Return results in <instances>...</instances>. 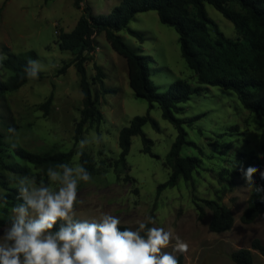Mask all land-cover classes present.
I'll list each match as a JSON object with an SVG mask.
<instances>
[{
    "label": "rangeland",
    "instance_id": "obj_1",
    "mask_svg": "<svg viewBox=\"0 0 264 264\" xmlns=\"http://www.w3.org/2000/svg\"><path fill=\"white\" fill-rule=\"evenodd\" d=\"M76 1L0 0V56H5V47L17 55L34 51L36 60L42 65L40 72L44 74L42 80H31L0 99V132L6 135L4 157L7 163L24 164L14 156L13 143L15 147L39 154L75 149L76 155L69 164L80 163L74 136L75 126L81 118L83 92L80 75L72 65L74 56L60 49L58 33L72 31L87 6L94 15L106 17L122 0H81L80 8ZM206 10L227 38H238L230 20L210 4H206ZM130 28L143 33L145 40L141 42L127 31H121L119 35L137 54L150 56V80L158 86L159 93H166L177 80L199 86L195 73L182 57L179 35L173 27L160 22L156 11L137 14ZM97 40L98 48L86 64L87 74L92 80L96 75L94 65L103 67L105 86L113 92L104 95L98 82L92 81L91 88L98 97L104 120L98 128L95 124L87 125L83 139L102 137V140L89 144L83 152L93 157L99 171L91 175L90 181L78 183L76 219L91 221L108 213L118 217L120 225L135 230L138 222H147L152 217L155 220L153 227L171 230L174 236L188 243L189 250L183 254L173 252L175 240L162 249L174 256L183 255L185 264H235L230 258L234 251L250 249L255 239L264 244V214L250 225L240 220L248 206L252 187L243 177H232V174L226 173L225 177V180H232V185L219 179L221 172L231 170L232 162L240 152L255 154L264 169V158H261L264 157V118L246 110L233 91L204 86L202 92L182 104L184 110L176 114L181 119L199 117L184 125L187 140L194 145L184 146L181 151L182 157L202 160L194 174L195 187L181 180L177 186L159 193V185L170 177L171 169L164 163L178 131L163 118L158 104L149 110L148 102L135 96L129 84L127 62L112 49L105 35H99ZM65 64L71 66L59 74ZM2 76L6 81L10 73L3 69ZM51 94L54 100L46 116L41 105ZM147 113L160 127L158 131L148 123L143 128L154 143V156L143 152L142 137L135 136L127 157L129 170L117 174L111 166L121 153L119 134L135 117ZM9 127L17 130V138L11 137ZM36 173L31 168V176ZM0 175L13 187H17V179L21 177L1 168ZM0 193L4 191L0 189ZM217 198L235 217L232 229L224 233L210 230V209L206 208L200 219L202 201ZM6 229L0 230V239ZM253 254L255 264H264V257L258 251L253 250Z\"/></svg>",
    "mask_w": 264,
    "mask_h": 264
},
{
    "label": "trees",
    "instance_id": "obj_2",
    "mask_svg": "<svg viewBox=\"0 0 264 264\" xmlns=\"http://www.w3.org/2000/svg\"><path fill=\"white\" fill-rule=\"evenodd\" d=\"M81 0L76 1L80 8ZM206 4L212 5L223 16L230 20L236 29L238 38L229 39L219 29L218 25L209 17ZM156 11L162 24L173 27L179 35L182 57L187 66L195 73L198 87H193L184 80H177L170 85L166 93H159L158 86L150 80L149 63L150 56L137 54L131 49L119 35L121 31H127L130 35L143 42V33L130 28L133 18L139 13ZM105 35L112 49L123 57L128 66L129 84L137 98L148 102L149 110L156 104L162 110L163 118L172 123L178 131V136L164 165L171 169L169 180L159 185L158 192L167 188H173L184 180L190 186L194 185V174L202 165V160L196 157H182L181 151L184 146L194 145L187 140L188 133L185 124H191L199 119H181L176 116L184 109L182 104L187 103L194 94H200L205 87H220L233 91L244 108L251 113L264 118V0H122L119 6L106 17L94 15L87 6L84 14L80 17L75 28L70 32L58 33V43L62 51L70 52L80 75V84L83 92V108L81 118L75 126V142L83 139L85 127L95 124L97 128L104 120V115L99 109V101L93 94L92 81L98 82L104 95L112 93V89L105 86L106 73L98 64L94 65L96 75L91 80L87 74L86 64L91 60L92 54L98 48L97 37ZM7 57L0 60V99L9 92H16L31 80L24 74V68L29 59H37L34 51L22 55L13 53L8 47L3 49ZM90 55V56H89ZM65 64L59 70V74L65 73L70 67ZM5 69L10 76L4 81L2 70ZM44 74L39 73L36 80H42ZM54 96L41 105L45 115H49L50 106ZM152 124L156 130H160L158 122L147 113L145 116L135 117L129 126L124 127L119 134V147L121 153L112 168L117 174L128 171L127 157L130 153L132 139L141 136L144 144L143 152L152 156L153 141L143 131L146 124ZM6 135L0 132V168L20 176H31V168L37 171V180L44 179L47 184V169L60 163H70L76 155L75 149L68 152L57 153H33L22 147H14V156L22 161L6 162L4 151L6 150ZM80 163L88 169L91 175L97 174L99 166L93 157L83 152ZM241 164L245 169L249 166L257 167L264 172L261 161L253 153L240 152L232 162L231 170L219 174V179L233 184L226 178L227 174L232 177H242ZM129 179V178H127ZM130 179L134 181L131 177ZM255 186L264 187V179L259 174L253 177ZM255 186L252 187L248 206L240 217L245 225L254 223L264 214V192L257 193ZM0 189L6 198V202L0 201V230L10 226L11 208L18 202V188L11 186L10 181L0 175ZM199 205L200 219L205 215V209L212 211L209 228L213 233L230 231L234 225L235 217L230 208L221 204V199L203 200ZM63 223L58 221L53 231ZM153 227V224H149ZM121 230L129 228L120 225ZM143 235V233H142ZM253 250L258 251L264 257V244L259 239L252 242L251 248H243L234 251L230 258L235 264H255ZM179 264H185L183 255L176 256Z\"/></svg>",
    "mask_w": 264,
    "mask_h": 264
},
{
    "label": "clouds",
    "instance_id": "obj_3",
    "mask_svg": "<svg viewBox=\"0 0 264 264\" xmlns=\"http://www.w3.org/2000/svg\"><path fill=\"white\" fill-rule=\"evenodd\" d=\"M6 58L0 56V60ZM41 70L40 61L29 59L24 74L35 80ZM8 132L18 137L15 128L9 127ZM101 140L102 137L81 139L77 155H83L89 144ZM240 172L249 187L255 186L253 176L257 172L264 179V172L257 167L245 169L241 164ZM46 175L47 184L36 176L17 179L20 202L11 208L10 226L0 239V264H179L176 256L162 251L173 240V252H188V243L171 230L149 227L155 224L152 217L138 222L135 230H121V220L108 213L91 221L76 219L78 183L92 178L83 163L50 166ZM255 190L261 193L264 187L255 186ZM0 201L6 202L2 194ZM58 221L63 223L53 231Z\"/></svg>",
    "mask_w": 264,
    "mask_h": 264
}]
</instances>
